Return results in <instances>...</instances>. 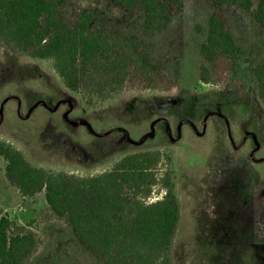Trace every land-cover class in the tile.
Here are the masks:
<instances>
[{"label":"rangeland","instance_id":"374dc122","mask_svg":"<svg viewBox=\"0 0 264 264\" xmlns=\"http://www.w3.org/2000/svg\"><path fill=\"white\" fill-rule=\"evenodd\" d=\"M85 10L99 11L127 35L137 36L180 90L125 91L103 105L87 107L44 64L0 41V139L24 150L38 166L76 175L103 172L134 149L176 150L183 212L174 256L175 264H182L183 245L200 234L201 213H212L216 196H264V111L254 83L245 73L237 83H201L202 26H208L211 13L217 14L240 45H256L253 52L259 60L264 59V29L239 4L214 5L211 0H182L180 9L174 8L175 22L156 39L143 35L140 17L126 21L125 9L113 0H68L62 18L74 24ZM162 194L155 187L148 200ZM2 216L38 233L39 245L26 264H107L54 215L45 192L29 198L10 185L0 157ZM260 224L264 226V212ZM236 248L234 240L230 249L235 256ZM230 249L227 255H232ZM188 261L193 262L192 255ZM235 263L248 264L242 255Z\"/></svg>","mask_w":264,"mask_h":264},{"label":"trees","instance_id":"16d2710c","mask_svg":"<svg viewBox=\"0 0 264 264\" xmlns=\"http://www.w3.org/2000/svg\"><path fill=\"white\" fill-rule=\"evenodd\" d=\"M239 4L264 29V0H213ZM68 0H0V41L19 54L40 61L60 86L87 107L103 105L125 91H179L146 53L137 36L127 35L99 11L85 10L71 24L62 18ZM125 20L142 19L147 38L166 31L172 21L170 5L182 0H113ZM198 32L201 28L198 27ZM250 45H240L216 14L208 20L201 46L205 62L200 81L224 85L241 80L254 83L264 110V59ZM176 150L169 146L134 149L112 167L95 174L76 175L34 164L24 150L0 139L5 176L21 195L45 192L57 218L64 219L87 249L107 264H175L174 242L180 224ZM155 187L163 194L150 201ZM40 242L36 231L0 218V264H26Z\"/></svg>","mask_w":264,"mask_h":264},{"label":"crops","instance_id":"0c3cea01","mask_svg":"<svg viewBox=\"0 0 264 264\" xmlns=\"http://www.w3.org/2000/svg\"><path fill=\"white\" fill-rule=\"evenodd\" d=\"M211 1L214 5H222L214 3L213 0ZM181 4L170 5L172 21L169 27L176 20L174 17V8L180 9ZM213 14L215 13H211L210 16ZM210 16L206 19V24H208ZM202 28L206 37L208 26H202ZM167 31L168 29L161 34L151 37V39H156ZM203 84L209 85L205 83ZM214 205L215 207L214 210H212V213L210 211L201 213V221L199 226H197L200 234L198 236L195 234L193 239H187L186 243H184L183 246L186 252H183L181 263L237 264L235 263V257L237 259V256L240 257V255H242L243 259L244 257L247 259L248 264H264V226L263 224L259 225V215L262 216L264 212V196H216ZM182 212L183 205L181 202V215ZM203 217H206L208 221L206 222V219ZM180 225L181 217L179 226ZM234 240L239 247V249L236 248L237 256L233 255L234 250L230 249ZM216 249L221 252L220 256H216ZM228 249L231 250L232 255H227ZM201 252H204V254L203 257H200V260L199 254ZM190 255H192L193 262L188 261Z\"/></svg>","mask_w":264,"mask_h":264}]
</instances>
